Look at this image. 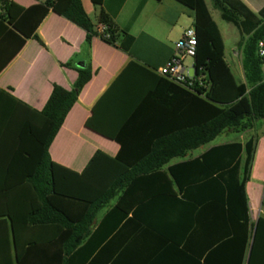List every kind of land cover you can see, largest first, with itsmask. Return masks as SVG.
Wrapping results in <instances>:
<instances>
[{
    "label": "trees",
    "instance_id": "obj_1",
    "mask_svg": "<svg viewBox=\"0 0 264 264\" xmlns=\"http://www.w3.org/2000/svg\"><path fill=\"white\" fill-rule=\"evenodd\" d=\"M175 1L192 12L196 42L192 86L182 89L162 78L172 120L155 127L125 124L131 110L108 109L106 91L84 126L115 142L119 151L113 158L96 151L75 173L52 163L47 150L90 73L78 71L70 90L52 86L42 110L33 113L34 129L28 127L33 172L18 183L24 178L28 188L0 189V264H135V229L141 225L156 238L153 264H264V217L255 227L249 222L244 191L256 138L209 147L185 160L221 134H240L264 120V71L256 55V42L264 35V6L254 14L239 0H208L238 32L239 83L224 61L205 0ZM49 11L84 30L86 40L93 36L80 0L37 1L27 8L0 0V70L25 39L37 40L35 30ZM104 42L115 45L112 32ZM130 43L124 35L117 48L127 52ZM132 68L143 70L132 62L125 70ZM174 159L180 162L162 169ZM10 176L5 172V179ZM164 199L184 212L161 222L162 228L140 219V206ZM110 201L113 205L92 230L95 214ZM32 231L42 238H32Z\"/></svg>",
    "mask_w": 264,
    "mask_h": 264
},
{
    "label": "crops",
    "instance_id": "obj_2",
    "mask_svg": "<svg viewBox=\"0 0 264 264\" xmlns=\"http://www.w3.org/2000/svg\"><path fill=\"white\" fill-rule=\"evenodd\" d=\"M6 1L22 8L37 2ZM239 1L254 14L264 6V0ZM80 3L92 27L102 24L111 30L115 45L95 36L86 40L84 30L49 11L35 30L37 40L25 39L21 48L3 66L0 70V91L8 97L0 95V189L28 188L24 178L22 184L18 183L22 176L28 177L33 172L28 163L33 141L28 127L34 129L36 125L33 113L42 110L52 86L70 90L78 71H89L90 78L49 145L47 153L52 163L80 173L96 151L110 158L116 156L119 146L115 142L84 126L93 106L106 91L110 94L108 109L131 110L125 124L155 127L167 125L173 118L172 108L166 107V86L156 70L170 58L173 43L182 31L192 26V12L175 0H100L98 4L80 0ZM218 31L223 43L224 61L235 81L243 83L239 35L237 39L227 40L229 52L225 53V40L219 28ZM225 32L229 34L230 31L225 29ZM124 35L131 38L127 52L117 48ZM130 62L143 70H125ZM188 65V74L192 75V60ZM220 136L224 138L222 141L189 152L185 160L199 157L209 147L228 142L244 144L256 138L249 177L244 186L247 215L252 223L258 217H264V120L240 134L227 131ZM243 157L241 154V163ZM179 162L171 160L162 169ZM5 172L14 176L5 179ZM113 203L110 201L95 214L92 230ZM170 204H173L172 208ZM181 210L180 205L175 207L166 199L149 200L148 204L140 206L138 215L142 221L156 223L157 228H162L161 222L171 216H180L184 212ZM29 234L32 238H42L41 232L32 231ZM97 249L91 252L94 254ZM156 249L154 234L143 225L136 228L135 258L138 262L135 264H153L149 259L157 252Z\"/></svg>",
    "mask_w": 264,
    "mask_h": 264
},
{
    "label": "built area",
    "instance_id": "obj_3",
    "mask_svg": "<svg viewBox=\"0 0 264 264\" xmlns=\"http://www.w3.org/2000/svg\"><path fill=\"white\" fill-rule=\"evenodd\" d=\"M93 36L106 41L111 37V30L105 25L98 24L93 27ZM195 42V33L192 26L182 31L179 38L173 43L170 58L162 67L156 70L157 75L182 89H189L192 86L193 73L192 75L188 74L184 61L187 59L192 60ZM256 55L262 60L264 69V35L256 42ZM195 81L199 83L200 80L195 79Z\"/></svg>",
    "mask_w": 264,
    "mask_h": 264
},
{
    "label": "rangeland",
    "instance_id": "obj_4",
    "mask_svg": "<svg viewBox=\"0 0 264 264\" xmlns=\"http://www.w3.org/2000/svg\"><path fill=\"white\" fill-rule=\"evenodd\" d=\"M205 4L208 8V11L210 13V15L212 16L213 20L216 22V24L218 25L219 30L221 31L223 38L225 40V53H228V48H229V43H228V39H237V30L228 23H225L224 21H222L219 17V11L213 9L211 7V4L208 0H205ZM188 20V19H187ZM190 22V20H188ZM190 24V23H189ZM225 29H228L230 32L229 34H227L225 32ZM233 33V34H232ZM189 59L184 61V65L186 66V70L188 69L189 65ZM224 138L223 136H218L216 137L211 143L210 145H215L217 143H219L220 141H222Z\"/></svg>",
    "mask_w": 264,
    "mask_h": 264
},
{
    "label": "water",
    "instance_id": "obj_5",
    "mask_svg": "<svg viewBox=\"0 0 264 264\" xmlns=\"http://www.w3.org/2000/svg\"><path fill=\"white\" fill-rule=\"evenodd\" d=\"M256 221H257V219H255V221H254V227H255Z\"/></svg>",
    "mask_w": 264,
    "mask_h": 264
}]
</instances>
